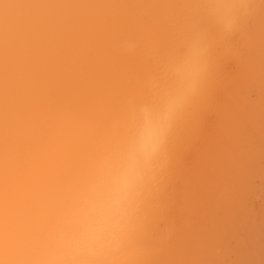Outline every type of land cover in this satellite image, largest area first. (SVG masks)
<instances>
[{
  "label": "bare ground",
  "instance_id": "1",
  "mask_svg": "<svg viewBox=\"0 0 264 264\" xmlns=\"http://www.w3.org/2000/svg\"><path fill=\"white\" fill-rule=\"evenodd\" d=\"M196 0H0V256L69 215L180 48ZM108 264H264V5L215 53Z\"/></svg>",
  "mask_w": 264,
  "mask_h": 264
},
{
  "label": "clouds",
  "instance_id": "2",
  "mask_svg": "<svg viewBox=\"0 0 264 264\" xmlns=\"http://www.w3.org/2000/svg\"><path fill=\"white\" fill-rule=\"evenodd\" d=\"M259 5L264 0H196L189 34L154 79L152 94L134 106L125 142L71 213L18 264H108L137 219L142 194L167 166L170 137L210 79L215 53ZM0 264L9 262L0 256Z\"/></svg>",
  "mask_w": 264,
  "mask_h": 264
}]
</instances>
